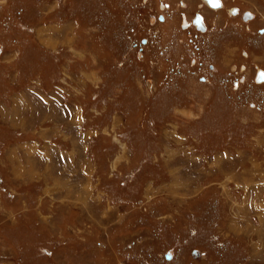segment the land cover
I'll use <instances>...</instances> for the list:
<instances>
[{
	"label": "rangeland",
	"instance_id": "rangeland-1",
	"mask_svg": "<svg viewBox=\"0 0 264 264\" xmlns=\"http://www.w3.org/2000/svg\"><path fill=\"white\" fill-rule=\"evenodd\" d=\"M223 1L0 0V264H264V0Z\"/></svg>",
	"mask_w": 264,
	"mask_h": 264
},
{
	"label": "flooded vegetation",
	"instance_id": "flooded-vegetation-1",
	"mask_svg": "<svg viewBox=\"0 0 264 264\" xmlns=\"http://www.w3.org/2000/svg\"><path fill=\"white\" fill-rule=\"evenodd\" d=\"M165 1V0H164ZM189 1V3H187L185 0H180V3H178L179 4V9L181 10V9H189V7H190V5L189 4H191V3H193L194 1H199V2H203L204 3V0H188ZM192 1V2H191ZM220 2H221V8L220 9H218V10H211V9H209L207 6V11H213V12H215V13H220V12H223V11H225L226 10V7H225V3H224V1L223 0H220ZM205 4V3H204ZM164 8H168V4H164ZM163 8V9H164ZM239 12H240V9L238 8V7H236V6H234L232 9H230L229 10V12H227V14H229V16H231V17H236L237 15H239ZM249 13L245 10V12H243L242 13V15H241V20H248V18H249ZM184 18V19H183ZM183 18L181 19V20H184L185 21V24H187L188 26L186 27V28H193V29H195V31H197V32H200V31H202V32H205V28L203 29V30H201L199 27H195L193 24H192V20L189 22V20H188V18H187V16L186 15H183ZM193 18V17H192ZM158 20L159 21H161V22H163L164 21V17L162 16V15H158ZM203 20H204V18H203ZM203 20H202V22H203ZM203 24H204V22H203ZM182 21H181V24H180V28L182 29V30H184V29H186V28H182ZM185 31V30H184ZM263 30H259V33L260 32H262ZM263 33V32H262ZM243 57L245 58V59H249L250 58V55L248 54V53H244L243 54ZM194 64H195V61H194ZM201 80H202V78H201ZM203 81H204V79H203ZM242 82H246V81H242ZM264 81H261V83H263ZM239 85H238V88L237 89H239Z\"/></svg>",
	"mask_w": 264,
	"mask_h": 264
},
{
	"label": "crops",
	"instance_id": "crops-1",
	"mask_svg": "<svg viewBox=\"0 0 264 264\" xmlns=\"http://www.w3.org/2000/svg\"><path fill=\"white\" fill-rule=\"evenodd\" d=\"M47 144H48V147H52L53 145H52V143L51 142H47ZM38 154L40 155V156H45V153H41L40 151H38ZM61 155H62V157L64 158V159H66L65 160V164L66 163H70L71 162V158H70V156H69V158L67 157V155H66V157H64V155H63V153H61ZM263 182H260L259 184H257V185H254V186H250V185H247V184H245V185H242V187H240L241 188V190H242V192L243 193H246V198H245V196H244V200L242 201L243 203H247V198H248V196H250L251 195V190H258V192L257 193H263L264 194V180H262ZM238 186H240V185H238ZM239 188V189H240ZM256 204V203H255ZM258 207H259V205H258ZM258 215H259V217H261V219H264V208L263 207H261L260 206V208H259V210H258Z\"/></svg>",
	"mask_w": 264,
	"mask_h": 264
},
{
	"label": "water",
	"instance_id": "water-1",
	"mask_svg": "<svg viewBox=\"0 0 264 264\" xmlns=\"http://www.w3.org/2000/svg\"><path fill=\"white\" fill-rule=\"evenodd\" d=\"M208 5H210V6H214V5H216V7H220V3H218V1L217 0H204ZM261 76V78H257L256 79V82H258V83H260L261 81H264V76L263 75H260ZM166 258H167V260H169V256H166Z\"/></svg>",
	"mask_w": 264,
	"mask_h": 264
},
{
	"label": "bare ground",
	"instance_id": "bare-ground-1",
	"mask_svg": "<svg viewBox=\"0 0 264 264\" xmlns=\"http://www.w3.org/2000/svg\"><path fill=\"white\" fill-rule=\"evenodd\" d=\"M220 3H221V2H220ZM250 17H251V16H250ZM250 17H249V18H250Z\"/></svg>",
	"mask_w": 264,
	"mask_h": 264
}]
</instances>
